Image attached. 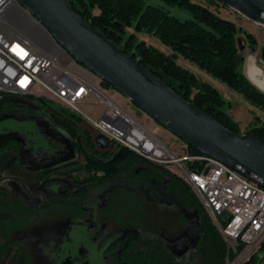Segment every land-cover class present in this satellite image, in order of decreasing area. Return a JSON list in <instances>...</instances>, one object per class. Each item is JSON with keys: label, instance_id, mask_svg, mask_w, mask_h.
Returning <instances> with one entry per match:
<instances>
[{"label": "trees", "instance_id": "trees-1", "mask_svg": "<svg viewBox=\"0 0 264 264\" xmlns=\"http://www.w3.org/2000/svg\"><path fill=\"white\" fill-rule=\"evenodd\" d=\"M66 1L90 26L103 33L161 83L229 131L241 135L238 124L228 115L232 102L222 95L219 88H226L241 98L249 105L250 112L255 109L264 113V92L244 73L238 36L247 39L253 53L258 51L259 43L235 22L212 11V7L220 4L217 1L205 0L206 4H203L201 0H159V5L148 4L146 0ZM164 6L187 11L191 17L181 20ZM139 36L150 39L158 47L148 45ZM260 51L264 62V45ZM4 95L0 94V97ZM40 109V105L20 104L13 98L0 99V114L17 111L23 115H35ZM75 116L83 122L81 117ZM255 120L256 124L246 135L264 141V121L260 116H255ZM189 150L192 155H203L191 146ZM116 152L118 157L106 168L107 171L129 178L142 176L153 179L165 185L187 209L196 212L202 232L193 256L198 254L202 264H227L228 259L234 257L188 184L126 148L117 147ZM261 250H264V245ZM128 261L131 264H176L173 256L161 247L140 255L129 254ZM256 263L255 256L247 264Z\"/></svg>", "mask_w": 264, "mask_h": 264}, {"label": "flooded vegetation", "instance_id": "flooded-vegetation-1", "mask_svg": "<svg viewBox=\"0 0 264 264\" xmlns=\"http://www.w3.org/2000/svg\"><path fill=\"white\" fill-rule=\"evenodd\" d=\"M39 105L41 109L38 114L24 116L47 117L70 136L79 158L65 165L40 166L37 163L40 161L38 155H33L35 153L28 150L32 155H28L30 162L27 165L21 162L22 137H10L0 144V213L8 216L7 220L1 221V237L4 242L0 244V264H91L83 252L79 256L68 248H63L67 242L70 243L69 237L75 219L89 214V206L85 205L88 201V190L118 180L146 179L163 184L142 176L129 178L126 175L111 174L106 168L117 159V146L112 143V148H108L105 143L97 141L95 136L100 134L88 124L79 121L75 114L67 109L47 102L48 107L54 110L51 112L47 107L40 103ZM43 154L51 156L53 152L44 150L40 155ZM8 160L13 161L10 164L12 174L3 175ZM67 166L74 167L68 175L73 181V191L65 194L61 192V196H46L36 204L40 192H34L32 185L50 176L67 175ZM35 190H38L37 187ZM183 207L187 209L184 204ZM100 216L109 225L110 231L119 235L105 249L109 264H131L128 261L129 254L140 255L144 251H154L159 247L169 252L176 264H181L174 252L158 239L134 236L123 229L138 228L168 235L172 233L174 237H178L184 234L189 223L183 211L158 205L142 192L118 186L108 197L107 205L101 208ZM94 217L93 214L92 221H88L93 222L95 238L99 235L106 237L101 226L95 225ZM45 223L48 225L44 226ZM193 255H184L182 260L191 264Z\"/></svg>", "mask_w": 264, "mask_h": 264}, {"label": "built area", "instance_id": "built-area-1", "mask_svg": "<svg viewBox=\"0 0 264 264\" xmlns=\"http://www.w3.org/2000/svg\"><path fill=\"white\" fill-rule=\"evenodd\" d=\"M9 15V6H4ZM20 29L31 37H19ZM39 32L44 39L35 35ZM56 44L47 31L29 14L28 23L18 24V33L0 26V94L43 99L82 118L94 131L117 147L177 176L188 184L219 229L230 253L227 264H247L264 245V188L255 175L246 177L242 167L232 168L205 155H192L189 146L174 151L144 123L119 106L115 100L91 90V78L76 70V64ZM42 48V55H34ZM91 98L107 102L103 118L83 112Z\"/></svg>", "mask_w": 264, "mask_h": 264}, {"label": "rangeland", "instance_id": "rangeland-1", "mask_svg": "<svg viewBox=\"0 0 264 264\" xmlns=\"http://www.w3.org/2000/svg\"><path fill=\"white\" fill-rule=\"evenodd\" d=\"M146 1L148 4L159 5V0ZM201 2L206 4L205 0H201ZM164 8L169 10L174 16L181 20H186L191 17L190 13L187 11L168 6H164ZM211 9L212 11H216L218 14H220L221 17L235 22L238 27L243 28L247 33L252 34L257 39L259 43V49L256 53H253L249 48L247 39L242 35L238 36L239 51L241 56L244 58L243 70H245L246 64L248 63V73L250 71H255L254 74H258L256 72L258 70V66L255 64L254 57H256L257 53H261L260 48L264 45V26H259L249 21L239 13L223 6L222 4L212 7ZM35 35H37V37L42 40L44 46L47 45L44 43V39L39 32H35ZM139 37L142 38L141 36ZM144 40L148 45L158 47L157 44L152 42L150 39L145 38ZM263 63L258 60V65L264 68ZM250 68L252 70H250ZM259 71L262 73V76H264V71L260 67ZM199 75L202 78H205L203 74ZM89 77L94 81L96 87H98L112 100H115L119 106L130 112L137 120L144 123L151 131L157 132L162 141L174 151L185 146L184 141L178 139L166 129L162 128V126L156 123L141 108L130 102L127 97L120 94L119 92H116L111 86L106 85L100 78H95L90 75ZM99 82L102 83L100 84ZM219 89L221 90L222 95L229 102H232L233 107L230 111H228V115L235 123L238 124L241 136H246L248 131L256 124L255 116H260L264 121V113L258 112L255 109H253V112H250L251 109L249 105L246 104L241 98L228 91L226 88H224V90L221 88ZM5 98H13L20 104L31 105L33 107H38L39 105L38 99L24 97L21 95H4L0 97L1 100ZM87 102L91 104L90 106H82L83 112L96 118L98 113L101 112L99 105L96 104L98 102L97 99L91 98V100ZM55 106L59 107L58 105ZM10 137H22L23 150L21 153V162L23 164L29 165L30 158L28 155L32 154H29L28 150L29 152L33 151L35 153L33 155H38V159H40V161H37V163L40 166L54 167L58 165H65L79 158V153L70 136L60 127L55 126L47 117H44L43 115L24 116L19 114L17 111L0 114V144L4 143L6 139ZM44 150H52V157L48 156V154L40 155ZM32 158L34 159V156H32ZM12 162V160H8L6 162L3 175L12 174V169L10 167ZM73 168V166L66 167L67 175L50 176L42 182L32 185L34 192H40L36 204L40 201H43L46 196L49 197L52 194L61 196V192L65 194L69 191H73V181L68 177V175L71 174L70 170ZM118 186H123L128 189L142 192L148 197L150 201L155 202L158 205L165 206L173 210L183 211L185 213L186 217L188 218L187 221H189L188 227L186 228L184 234L178 237H174L172 233H169L168 235L162 232H148L138 228H125L123 231L142 238L158 239L159 242L174 252V254L179 258L181 264H186L182 258L184 255L190 256L194 254L197 240L201 236L202 232L201 221L199 220L195 211L184 209L181 200L175 194L169 192L165 186L146 179H135L130 181L118 180L89 189L87 192L88 201L87 203L85 202V205L89 206V214L84 217L79 216L75 219L73 231L69 237L70 243L68 244L67 242V244L63 245V248L65 249L66 247L75 255L78 254L79 256L82 255L81 253L83 252L84 256L87 257V260L90 261L91 264H109L105 255V249L113 240L118 238L119 235H115L116 232L110 231L109 225L101 219L100 210L107 205L108 197L114 188ZM36 187L38 190H35ZM82 189L83 187H81V190ZM93 214L95 216V225L101 226V228L104 230V234H106V237L105 235H99L97 238H95L96 236L93 234L92 230L93 222L88 221H92ZM37 216L39 218L41 217L40 215ZM7 219V215L0 213V244L4 242L1 237L3 236L1 234V221ZM174 221L175 220H173L172 223H174ZM47 225L48 223L44 224V226ZM256 257V264H264V250L259 251ZM191 264H202L201 257L198 254L193 256Z\"/></svg>", "mask_w": 264, "mask_h": 264}, {"label": "water", "instance_id": "water-1", "mask_svg": "<svg viewBox=\"0 0 264 264\" xmlns=\"http://www.w3.org/2000/svg\"><path fill=\"white\" fill-rule=\"evenodd\" d=\"M17 1L81 70L100 78L127 97L188 146L232 168L242 167L246 177H259L264 188L263 140L229 131L172 91L103 33L90 26L66 0ZM215 1L264 26V0ZM38 101L54 112L47 101ZM95 138L112 148V143L105 137L96 135Z\"/></svg>", "mask_w": 264, "mask_h": 264}, {"label": "bare ground", "instance_id": "bare-ground-1", "mask_svg": "<svg viewBox=\"0 0 264 264\" xmlns=\"http://www.w3.org/2000/svg\"><path fill=\"white\" fill-rule=\"evenodd\" d=\"M4 6H9V15H4ZM29 12L22 7L17 0H0V26L8 29L11 33H18V24L28 23ZM19 37H31V30L20 29ZM51 54L61 55V49L57 44H51ZM34 55H42V48H34ZM100 84L102 82H99ZM91 90L97 91L98 95L104 96L105 98L111 99L105 93H103L95 83H91ZM25 97V94H17ZM112 100V99H111ZM97 105H99L101 112L98 113L96 118H103L107 113V102H101V99H97ZM91 103H88L90 106ZM93 105V104H92Z\"/></svg>", "mask_w": 264, "mask_h": 264}, {"label": "crops", "instance_id": "crops-1", "mask_svg": "<svg viewBox=\"0 0 264 264\" xmlns=\"http://www.w3.org/2000/svg\"><path fill=\"white\" fill-rule=\"evenodd\" d=\"M250 57H252V56H250ZM255 58V64L258 66V70L256 71L258 74H254V72L255 71H250L249 73H248V70H247V66H248V63L246 64V67H245V70H244V73L246 74V76L250 79V81L255 85V86H257L260 90H262L263 92H264V76H262V73H260V71H259V67L264 71V68L262 67V66H259L258 65V60H260L262 63H263V61L261 60V55H260V53H257L256 54V57H254ZM250 59V58H249ZM248 62H249V60H248ZM264 64V63H263ZM254 66V65H253ZM76 68V70L77 71H79V72H81L82 74H84L85 76H87V77H89V75L90 76H92L90 73H88V72H86V71H83V70H81L78 66H76L75 67ZM250 70H252L251 68H250ZM90 78V77H89ZM94 81L91 79V83H93ZM221 89H223V88H221ZM224 90V89H223Z\"/></svg>", "mask_w": 264, "mask_h": 264}]
</instances>
